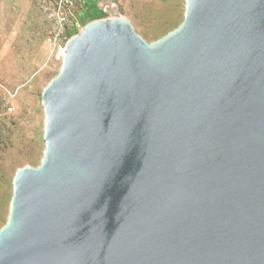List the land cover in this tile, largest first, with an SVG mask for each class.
I'll use <instances>...</instances> for the list:
<instances>
[{
    "label": "water",
    "instance_id": "95a60500",
    "mask_svg": "<svg viewBox=\"0 0 264 264\" xmlns=\"http://www.w3.org/2000/svg\"><path fill=\"white\" fill-rule=\"evenodd\" d=\"M153 42L90 21L43 88L0 264H264V0H183Z\"/></svg>",
    "mask_w": 264,
    "mask_h": 264
},
{
    "label": "rangeland",
    "instance_id": "374dc122",
    "mask_svg": "<svg viewBox=\"0 0 264 264\" xmlns=\"http://www.w3.org/2000/svg\"><path fill=\"white\" fill-rule=\"evenodd\" d=\"M59 1L0 0V228L15 171L37 166L42 156L40 95L61 62L49 56L44 38L52 25L50 10ZM183 11V0H84L73 16L79 30L93 20L124 17L153 42L182 21ZM79 30L69 31V37Z\"/></svg>",
    "mask_w": 264,
    "mask_h": 264
},
{
    "label": "built area",
    "instance_id": "2783aa9c",
    "mask_svg": "<svg viewBox=\"0 0 264 264\" xmlns=\"http://www.w3.org/2000/svg\"><path fill=\"white\" fill-rule=\"evenodd\" d=\"M84 0H60L50 10L52 25L47 31L44 41L50 51L49 56L61 60L63 46L69 38V31H76L80 28L79 21L73 16Z\"/></svg>",
    "mask_w": 264,
    "mask_h": 264
},
{
    "label": "trees",
    "instance_id": "16d2710c",
    "mask_svg": "<svg viewBox=\"0 0 264 264\" xmlns=\"http://www.w3.org/2000/svg\"><path fill=\"white\" fill-rule=\"evenodd\" d=\"M67 34L69 35V32Z\"/></svg>",
    "mask_w": 264,
    "mask_h": 264
},
{
    "label": "crops",
    "instance_id": "0c3cea01",
    "mask_svg": "<svg viewBox=\"0 0 264 264\" xmlns=\"http://www.w3.org/2000/svg\"><path fill=\"white\" fill-rule=\"evenodd\" d=\"M107 10H109V9L107 8Z\"/></svg>",
    "mask_w": 264,
    "mask_h": 264
}]
</instances>
